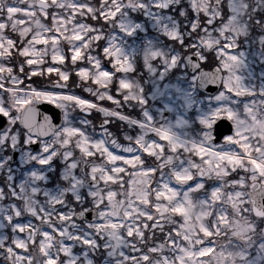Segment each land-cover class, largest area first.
Here are the masks:
<instances>
[{
    "label": "snow or ice",
    "instance_id": "snow-or-ice-1",
    "mask_svg": "<svg viewBox=\"0 0 264 264\" xmlns=\"http://www.w3.org/2000/svg\"><path fill=\"white\" fill-rule=\"evenodd\" d=\"M0 185L6 264H264V0H0Z\"/></svg>",
    "mask_w": 264,
    "mask_h": 264
},
{
    "label": "trees",
    "instance_id": "trees-1",
    "mask_svg": "<svg viewBox=\"0 0 264 264\" xmlns=\"http://www.w3.org/2000/svg\"><path fill=\"white\" fill-rule=\"evenodd\" d=\"M96 2H97V0H93V3H96ZM87 22L88 23H93L91 20H87ZM65 50H67V46L66 45H65ZM213 65H215V63H213L211 65L205 64V65H202V66L204 68H210ZM70 80H71V83H72V81H75L76 80V77H75L74 74L72 75V77H71ZM75 92H76L77 95H80L83 98H87V99L94 100L93 97H90L87 93L83 92V90L80 89V88H76L75 89ZM98 103L102 104L104 107H110V108L111 107H114L111 104V102H109V101H101V102H98ZM122 111H123V113L125 115L139 117V110L138 109H129L127 106H125L122 109ZM109 128H110V130L113 133H115V134H117L119 136V140H120L121 143H123V144H126L127 143L126 141L123 140V135L120 133V129L121 128H123L124 131H129V129L127 128V125L126 124H123L119 120H114V122L111 125H109ZM37 223H39V222H37ZM162 223H163V221H162ZM168 227H170V226L166 225V231H167ZM157 237H158V239H157L156 243H159L160 242V238H162V237H161V234L159 233L158 230H157Z\"/></svg>",
    "mask_w": 264,
    "mask_h": 264
},
{
    "label": "water",
    "instance_id": "water-1",
    "mask_svg": "<svg viewBox=\"0 0 264 264\" xmlns=\"http://www.w3.org/2000/svg\"><path fill=\"white\" fill-rule=\"evenodd\" d=\"M210 70L211 69L205 70V71H210ZM211 90L212 91H216L217 87L216 86H211ZM36 107H37V113H38L37 116H36V119L39 122L42 123L43 119H44V116L48 115V116H50L52 118L53 123H55L57 125L60 124V111H59V109H56L55 107H53V106H51V105H49L47 103H40ZM101 121L97 122V127H99ZM138 179L139 178H137L136 180H138ZM89 219H91V216L89 217Z\"/></svg>",
    "mask_w": 264,
    "mask_h": 264
},
{
    "label": "flooded vegetation",
    "instance_id": "flooded-vegetation-1",
    "mask_svg": "<svg viewBox=\"0 0 264 264\" xmlns=\"http://www.w3.org/2000/svg\"><path fill=\"white\" fill-rule=\"evenodd\" d=\"M253 36H258V35H260L261 33L258 31V30H253ZM38 47H41V46H38ZM255 47H258V45H254V48ZM246 50V49H245ZM49 60H50V57H49ZM50 62V61H49ZM26 70H27V68H26ZM257 71H258V68H257ZM52 78H55V77H53V74H52ZM33 79V81L37 84V85H39V84H41L43 81H42V78L41 77H33L32 78ZM26 83H28V81H26ZM145 89H146V92L148 91V85H145ZM73 115H75V116H83L80 112H79V110H77L75 113H73ZM99 115H100V113H98V112H96L95 110H93V112H92V115L91 116H89L88 117V119H90L91 121L93 120V119H97L98 120V117H99ZM17 160H18V156H17ZM0 186H2V185H0ZM220 241L221 240H225L223 237L222 238H218ZM0 251H2V250H0ZM4 257H3V255H0V264L1 263H4V259H3Z\"/></svg>",
    "mask_w": 264,
    "mask_h": 264
},
{
    "label": "rangeland",
    "instance_id": "rangeland-1",
    "mask_svg": "<svg viewBox=\"0 0 264 264\" xmlns=\"http://www.w3.org/2000/svg\"><path fill=\"white\" fill-rule=\"evenodd\" d=\"M258 71H259V69H258ZM257 71V72H258ZM97 131V133H99L100 132V130L98 131V130H96ZM129 171H132L130 168L128 169ZM122 176H123V182H124V184H125V188L124 189H119L117 186H113V190H115V191H117L118 193L119 192H121V191H125V190H128V181L130 180V179H132V180H135L137 177H129L127 174H121ZM42 197V196H41ZM43 198V197H42ZM124 197H122V196H117V199H123ZM25 219H28L27 217H25ZM35 220H33V222H34ZM38 221H35L34 223H37ZM38 224V223H37ZM226 237V236H225ZM222 238V237H221ZM225 240H221L220 242H226L227 241V239L228 238H224ZM78 251V250H77ZM201 259H207V257H202ZM1 264H3V263H1Z\"/></svg>",
    "mask_w": 264,
    "mask_h": 264
}]
</instances>
